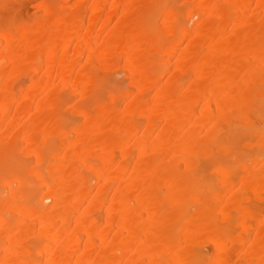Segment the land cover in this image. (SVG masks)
Here are the masks:
<instances>
[{
  "label": "bare ground",
  "instance_id": "obj_1",
  "mask_svg": "<svg viewBox=\"0 0 264 264\" xmlns=\"http://www.w3.org/2000/svg\"><path fill=\"white\" fill-rule=\"evenodd\" d=\"M204 247L264 264V0H0V264Z\"/></svg>",
  "mask_w": 264,
  "mask_h": 264
},
{
  "label": "rangeland",
  "instance_id": "obj_2",
  "mask_svg": "<svg viewBox=\"0 0 264 264\" xmlns=\"http://www.w3.org/2000/svg\"><path fill=\"white\" fill-rule=\"evenodd\" d=\"M34 2H35V1H34ZM34 2L32 3V4H33V5H32V6H33V9H32V10H34V6H35V3H34ZM35 7H37V3H36V6H35ZM32 10H31V11H32ZM84 27L87 28L86 25H85ZM120 72H121V73H120ZM116 73H117V72H115V74H114V72H113L114 76L116 75ZM117 74H118V75H116V76H122V79H121V80L125 79V76H124V74L122 73V71L119 70V73H117ZM119 74H121V75H119ZM122 74H123V75H122ZM20 78H21V79H20ZM20 78H19L20 80H23V81H24V80L26 79V81H27V78H26V77H25V78H24V77H20ZM22 78H23V79H22ZM126 78H127V77H126ZM119 79H120V77H119ZM127 80H128V78L125 79V81L127 82V86H126V87H129V86H130L129 83H128L129 80H128V81H127ZM126 82H123V85H125ZM124 83H125V84H124ZM128 85H129V86H128ZM127 100H128V99H127ZM127 100L125 99V101H124V100L122 99L123 103H122V101H120V103L124 105V102H126ZM121 106H122V105H121ZM73 116L75 117V115H73ZM74 117H73V118H74ZM76 117H77V116H76ZM239 243H240V242H239ZM241 243H242V242H241ZM199 252H201V248H200V251H199ZM201 253H202V254L204 253V254H203V255L205 256L204 261L206 262V261L208 260L207 262H208V264H210V262L212 261L211 258L214 256V250H213V248H212V247H208V248H207V247H204V248H203V251H202ZM203 255H202V257H201L202 259L204 258ZM214 257H215V256H214ZM216 260L218 261V259H216ZM207 262H206V263H207ZM211 264H213V263L211 262ZM215 264H216V263H215Z\"/></svg>",
  "mask_w": 264,
  "mask_h": 264
}]
</instances>
